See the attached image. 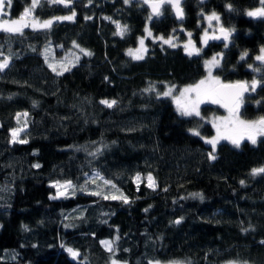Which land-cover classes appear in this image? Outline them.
Instances as JSON below:
<instances>
[{"label":"trees","instance_id":"trees-1","mask_svg":"<svg viewBox=\"0 0 264 264\" xmlns=\"http://www.w3.org/2000/svg\"><path fill=\"white\" fill-rule=\"evenodd\" d=\"M29 3L12 0L6 17L19 16ZM260 5L183 0L184 17L175 23L167 5L150 20L137 0H72L67 7L41 0L32 17L76 15L46 30L0 32V60L9 57V67L0 72V264H107L110 253L100 239L117 235L112 257L126 264H264V174L251 175L264 167V137L256 144L242 140L239 148L220 140L211 160L210 145L187 130L209 135L210 124L179 115L169 96L156 95L195 82L204 72L203 57L216 51L222 59L213 72L222 81L264 79V71L248 67H261L255 57L264 47V18L246 14ZM200 11L217 12L225 27L235 29L227 48L223 40H210L199 55L189 56L181 44L169 47L145 36L144 59L125 53L146 21L154 32L175 29L183 38L181 26L198 43ZM117 22L127 26L124 36L115 34ZM46 50L48 63L71 61L70 71L53 72ZM244 51L248 57L242 61ZM150 85L155 92L144 91ZM101 100L117 104L108 108ZM209 110L222 111L200 105L201 114ZM24 112L28 116L18 123L17 113ZM240 115L264 116V84L245 93ZM25 121L20 138L28 142L11 143L10 128ZM149 173L155 189L145 183ZM100 177L111 180L129 203L91 195L87 186ZM56 181H71L74 189L57 196ZM67 247L80 257L74 260Z\"/></svg>","mask_w":264,"mask_h":264},{"label":"snow or ice","instance_id":"snow-or-ice-1","mask_svg":"<svg viewBox=\"0 0 264 264\" xmlns=\"http://www.w3.org/2000/svg\"><path fill=\"white\" fill-rule=\"evenodd\" d=\"M48 3L54 4H64L66 7L69 6L72 0H47ZM92 0H89L91 3ZM132 0H124L125 4H130ZM182 0H142V3L147 5L151 8V14L149 19L151 20L153 17H159L163 14V8L165 5L170 6L171 9L174 11L175 16L177 19L182 20L184 17V9L181 6ZM203 2V0H201ZM41 0H32L31 6L26 7L24 12L20 15L18 19H3L8 13L6 12V5L8 7L11 6L12 0H0V32L8 33V34H20L23 35L24 29L31 27L33 30L36 29H49L52 27L54 21H64V20H72L76 13L73 11L72 15L69 16H59L54 17L49 20H45L43 22H39L38 19L32 18L29 20L28 18L31 17L32 12L40 5ZM261 7L256 8L255 10L248 11L246 14L249 17H260L264 18V0H260ZM229 11H234L235 9L231 4L226 5ZM204 20L208 22L207 28L204 29L202 36L200 37L201 43L207 45L210 40H223L225 41V47H228V41L232 37L233 32L235 31L234 28L225 27L223 23H221L220 15L213 11L210 14L205 15L201 13ZM86 19H90V17H86ZM106 19H111L110 17H106ZM215 22V24L213 23ZM211 29V32L209 31ZM128 31L126 25H120L117 22V30L116 35L124 36L125 33ZM145 31L148 33L149 36L152 35L151 31L148 28H145ZM175 31V29L173 30ZM192 34L188 33V41L183 45L185 52L191 55H199L202 51L201 48L196 47L194 42L191 39ZM156 39L161 40L163 44H167L169 47H177V44L174 43V37L169 36L165 38L164 36L156 37ZM75 47H79V45H75ZM47 51L45 52V61L48 63V55ZM85 55H92L91 52L86 51L85 49H80ZM147 49L144 46V38L139 40V47L135 50L129 49L128 55H130L135 60H142L144 59V53H146ZM0 55H3L0 52ZM248 57V52L244 51L240 55V60H245ZM78 60L79 57H76ZM222 59V54L217 53L211 57L209 60L204 61V66L207 71V76L197 83L188 85L183 89L179 90L178 96H173L174 86H168L167 90L164 92H156L157 97L160 96L168 97L173 96L174 102L177 107V111L181 116H200V105L206 101H210L213 104H218L221 107H224L228 111L227 117H220L218 118V122H213V127L216 129V135L213 136L211 139H206L205 143L210 144L212 146V151L209 152L208 158L211 160H215V150L216 146L220 140H228L230 141L235 147L239 148L241 145V141L247 139L252 144L257 143V139L260 137H264V116H259L254 120H246L242 119L240 115V109L244 102V95L245 93L251 91L255 92L257 87L264 84V79L258 80L253 79L250 83L248 81H237L235 83H225L220 79L219 76L213 75V69L220 67ZM256 61L260 62L261 67H253V65L249 64L248 67L252 69L254 72H262L264 71V47L260 49V54L255 57ZM71 61L64 62V61H56L55 63H48V67L55 72L57 75H62L64 72L70 71V67L68 66ZM57 64L60 66V70L57 69ZM74 66V65H73ZM9 67V57H4L2 61H0V72H3L6 68ZM145 92H155L156 89L153 85H150L148 88L144 90ZM36 101H33V105H36ZM101 104H104L108 108H112L114 105L117 104L115 100H101ZM260 101H257L259 104ZM21 116L27 117L28 113H17L16 119L19 123ZM27 126V121H25L24 127ZM24 127L21 128H13L11 129V143H20L26 144L28 141L26 139L20 138V133L24 131ZM193 135L200 136L201 133L196 129L189 130ZM101 150L97 148L96 152L89 153V155L95 156ZM36 168H39L40 165L36 164L33 165ZM264 174V167L260 168H253L251 170V175L257 176ZM99 176V174H96ZM103 181V185L105 187H110L114 189L115 192H119V189L116 185L108 179H104L100 177ZM141 179L140 174L137 173L135 180L139 182ZM147 186L149 188L155 189L156 188V181L154 177L149 173L147 176ZM87 183V181H86ZM243 184L244 182L241 181ZM53 187H57V196H64L67 194V190L69 188H73L74 186L71 181H65L61 183L57 181ZM99 188V186H98ZM60 189H63L61 191ZM86 189L82 186L80 191H85ZM166 190V189H165ZM74 194V192H73ZM91 195L101 197L104 200H121L123 203H129L128 197L125 196L122 192H119V195H116L112 192L105 193L102 189L93 191L90 193ZM193 196H199L203 199L202 195L199 193L192 194ZM55 199L56 197H52ZM147 211V209H145ZM106 223V221H105ZM175 223H180V220L175 221ZM66 227H70V225H65ZM25 230H27L25 226ZM247 231V229H244ZM120 237L117 235L114 240H104L101 241L103 247L110 253V259L114 256L116 252V241H118ZM264 243V241H262ZM61 247H64L61 245ZM65 251L71 256L74 260L80 257V252L76 249L71 247H67ZM111 264H120V262L116 259H111ZM149 264H160V261L152 262L150 261ZM169 264H182L180 261H170ZM228 264H236L234 261H229ZM247 264V262H245Z\"/></svg>","mask_w":264,"mask_h":264},{"label":"rangeland","instance_id":"rangeland-1","mask_svg":"<svg viewBox=\"0 0 264 264\" xmlns=\"http://www.w3.org/2000/svg\"><path fill=\"white\" fill-rule=\"evenodd\" d=\"M31 3H32V0H30V3H29V5L27 6V7H30L31 6ZM259 7H261V5L260 6H258V7H256V8H259ZM7 8V7H6ZM255 8V9H256ZM254 9V10H255ZM24 12V11H23ZM22 12V13H23ZM211 12H213V11H200L199 13H198V25L200 26V29H199V31H198V43H196L195 41H194V39H193V37L191 36V39H192V41L194 42V44L196 45V47H198V48H200L203 44L201 43V39H200V37L202 36V34H203V31H204V29L205 28H207V26H208V22L206 21V20H204L203 19V17H202V15H201V13H204L205 15H207V14H210ZM21 13V14H22ZM20 14V15H21ZM20 15L19 16H17V17H15V18H9V17H6V16H4L3 17V19H18L19 17H20ZM69 15H72V11H68V12H66V13H63V14H59V15H54V16H50V17H46V18H37V17H29L28 19L29 20H31L32 18H36V19H38V21L39 22H43V21H45V20H49V19H52V18H54V17H59V16H69ZM214 24H215V22H213ZM29 28H31V27H29ZM145 28H148L150 31H151V33H152V35L151 36H149L148 35V33L145 31ZM177 28H179V30H183L184 32L182 33L183 34V38H180V36L176 33V32H173V31H169V32H167V33H162V32H159V31H152L151 30V28L148 26V22L146 21L145 22V24H144V27H143V33L141 34V35H139L137 38H136V41H135V44L133 45V46H130V47H128V48H126L125 49V53L126 54H128V50L129 49H133V50H135V49H137L138 47H139V40L141 39V38H144L145 36H147V37H149L150 39H152V40H157V41H159V42H162L161 40H158V39H156V37H159V36H164L165 38H168L169 36H173L175 39H174V43H176V44H181L182 46L185 44V43H187V41H188V39H189V37H188V33H190L188 30H184L181 26H178ZM210 32H211V29L209 30ZM163 43V42H162ZM217 53H220V51H216V52H212L211 54H209V55H207L206 57H203V59H202V63H203V68H204V72H203V74H202V76L200 77V78H198L195 82H193V83H190V84H185V85H182V86H180V87H178V88H176V89H174L173 90V96H178L179 95V90L180 89H183L184 87H186V86H188V85H192V84H195V83H197L199 80H201V79H203V78H205L206 76H207V71H206V69H205V66H204V61L205 60H209V59H211V57L213 56V55H215V54H217ZM130 56V55H129ZM3 60V59H2ZM2 60H0V61H2ZM214 70V69H213ZM213 75H214V72H213ZM168 87V86H167ZM167 87H165V89L163 90V92L164 91H166L167 90ZM173 96H169V98H170V100H171V103H172V105H173V108H174V110L178 113V111H177V107H176V104H175V102H174V99H173ZM204 103H208V104H211V105H213V106H218L219 108H221L220 107V105H218V104H213V103H211L210 101H206V102H204ZM222 110V109H221ZM179 114V113H178ZM180 115V114H179ZM228 116V113L226 112V111H224V110H222V111H216V110H209L208 111V113L207 114H201L200 113V118L203 120V121H205V122H208L209 124H210V126H211V128H212V133L211 134H209V135H204V134H201L200 136H198L204 143H205V140L206 139H211L213 136H215L216 135V129L213 127V122L214 121H216V122H218V118H220V117H227ZM22 117V119L24 120V117L23 116H21ZM241 118L242 119H246V120H254V119H256L257 117H255V118H244V117H242L241 116ZM21 127H24V126H15V127H12V128H10V130L11 129H13V128H21ZM190 129H193V128H188L187 130L189 131ZM9 130V133H10V140H11V131ZM190 132V131H189ZM224 141H226L227 143H229L231 146H234L230 141H228V140H224ZM250 142V141H249ZM251 143V142H250ZM207 144V143H206ZM208 145H210V144H208ZM210 147H211V150H212V146L210 145ZM235 147V146H234ZM147 176H148V174H146L145 175V183H146V185H147ZM57 182V181H56ZM56 182H53V185L56 183ZM61 183H63V182H65V181H60ZM98 186H99V188H98ZM87 190L89 191V192H93V191H97V190H100V189H102L105 193H109V192H112V193H114V194H116V195H119V192H115V190L114 189H111L110 187H106L105 188V186L103 185V181L101 180L99 183H97V184H95L94 186H87ZM61 191H63V189H60ZM55 191H56V193H55V195H57V191H58V189H57V187H55ZM64 224L65 225H68L69 224V221H65L64 222ZM114 239V236L111 238V239H109V238H103V239H100V244H101V241H104V240H113ZM102 245V244H101ZM103 246V245H102ZM111 259H115V258H113V257H111ZM111 259H110V257L108 258V261H107V264H111ZM117 260V259H116ZM119 262H120V264H126V262L125 261H121V260H118ZM155 261H157V260H152V262H155ZM175 261H179V260H175ZM150 262V261H149ZM149 262H148V264H149ZM169 262L170 261H160V264H169ZM180 262H182V264H186L184 261H180ZM225 264H228V262H226ZM236 264H244V263H236Z\"/></svg>","mask_w":264,"mask_h":264},{"label":"water","instance_id":"water-1","mask_svg":"<svg viewBox=\"0 0 264 264\" xmlns=\"http://www.w3.org/2000/svg\"><path fill=\"white\" fill-rule=\"evenodd\" d=\"M137 1H139V2L145 7L147 13L150 15V14H151V8L148 7L147 5L143 4V3H142V0H137ZM182 1H183V0H182ZM198 1H199L200 3H202L201 0H198ZM203 1H204V0H203ZM181 3H182V2H181ZM57 5L65 6L64 4H57ZM70 5H71V4H70ZM168 7H169V10H170L171 16H172V18H173V21H174L175 23H179L181 20L177 19L176 16H175L174 11L171 9L170 6H168ZM221 40H222V39H221ZM239 81H240V80H239ZM235 82H237V81H234V82H225V83H235ZM220 107H221V106H220ZM221 109L224 110V111H226V112L228 113V111H227L224 107H221Z\"/></svg>","mask_w":264,"mask_h":264}]
</instances>
